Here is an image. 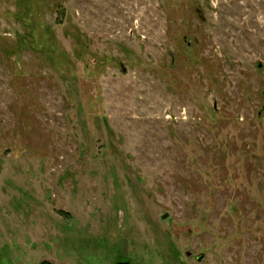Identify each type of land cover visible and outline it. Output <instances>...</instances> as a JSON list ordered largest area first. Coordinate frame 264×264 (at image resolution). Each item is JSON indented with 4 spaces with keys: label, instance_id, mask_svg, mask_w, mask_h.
Listing matches in <instances>:
<instances>
[{
    "label": "rangeland",
    "instance_id": "rangeland-1",
    "mask_svg": "<svg viewBox=\"0 0 264 264\" xmlns=\"http://www.w3.org/2000/svg\"><path fill=\"white\" fill-rule=\"evenodd\" d=\"M0 264H264V0H0Z\"/></svg>",
    "mask_w": 264,
    "mask_h": 264
},
{
    "label": "flooded vegetation",
    "instance_id": "flooded-vegetation-1",
    "mask_svg": "<svg viewBox=\"0 0 264 264\" xmlns=\"http://www.w3.org/2000/svg\"><path fill=\"white\" fill-rule=\"evenodd\" d=\"M184 39L186 40L185 37H184ZM186 255L187 256H194V258L197 261H202L205 258V256H206L205 253L194 254V253H191L190 251L186 252Z\"/></svg>",
    "mask_w": 264,
    "mask_h": 264
}]
</instances>
